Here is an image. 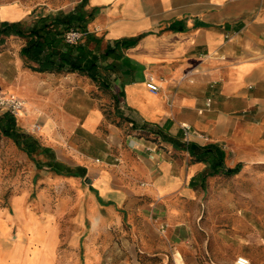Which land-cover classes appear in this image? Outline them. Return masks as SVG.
I'll list each match as a JSON object with an SVG mask.
<instances>
[{"label": "crops", "instance_id": "0c3cea01", "mask_svg": "<svg viewBox=\"0 0 264 264\" xmlns=\"http://www.w3.org/2000/svg\"><path fill=\"white\" fill-rule=\"evenodd\" d=\"M82 1L4 4L0 24ZM85 1L102 52L128 43L103 63L118 121L88 76L34 71L20 36L0 44V91L25 102L18 125L80 175L34 162L40 174L0 207V264H235L242 241L215 221L232 213L218 185L234 175L208 171L218 151L227 168L264 165V0Z\"/></svg>", "mask_w": 264, "mask_h": 264}, {"label": "trees", "instance_id": "16d2710c", "mask_svg": "<svg viewBox=\"0 0 264 264\" xmlns=\"http://www.w3.org/2000/svg\"><path fill=\"white\" fill-rule=\"evenodd\" d=\"M95 18V10L86 8V1L83 0L74 11L69 13L58 12L46 16H39L35 22L28 25L26 21L2 22L0 24V44L11 35H17L27 39L23 46L21 55L26 60V65L34 71L39 72H78L86 75L100 86H106V74L103 63L109 57L117 58L119 48L128 46L126 41H118L111 47L108 46L100 52L96 59V51L100 50L102 39L90 33L88 26ZM77 30L85 35V39L77 43H69L66 39L70 31ZM120 96L116 97V102ZM0 130L11 138L16 145L25 151L29 158L36 162L38 169L54 171L61 175L80 176L70 167L57 161L55 153L48 148H41L37 139L26 133L17 122V118L9 111L0 112ZM213 147L208 150L213 151ZM39 156L48 160L43 162ZM242 165L235 168H227L223 164L221 152L212 157V165L208 174L214 175L220 172L227 176L238 174Z\"/></svg>", "mask_w": 264, "mask_h": 264}, {"label": "rangeland", "instance_id": "374dc122", "mask_svg": "<svg viewBox=\"0 0 264 264\" xmlns=\"http://www.w3.org/2000/svg\"><path fill=\"white\" fill-rule=\"evenodd\" d=\"M78 1L0 0V6L18 4L28 8L38 7V10L40 7L58 9L72 7L77 5ZM100 52L102 48L98 50V54ZM105 76L106 86H99L106 90L107 97H110L108 92H111L114 99V103L106 106V114L118 121L115 100L119 96V90L116 78L108 73ZM4 111L6 110L0 109L1 113ZM18 114H15L16 118ZM40 172L41 170L35 168L34 161L25 156L16 143L0 130V207L7 206L10 195L23 188L26 183H30L33 176L39 175ZM218 186L234 197L232 213L228 214L222 209L215 217L218 228L234 234L242 241L241 256L248 257L251 264H264V165H257L248 172L241 169L237 176L234 175Z\"/></svg>", "mask_w": 264, "mask_h": 264}, {"label": "built area", "instance_id": "2783aa9c", "mask_svg": "<svg viewBox=\"0 0 264 264\" xmlns=\"http://www.w3.org/2000/svg\"><path fill=\"white\" fill-rule=\"evenodd\" d=\"M83 37H84L83 33L77 30H73L67 34L66 39L69 43H77L78 41H81ZM148 86L153 91L158 90V85L154 82L152 77H150V82ZM210 102L211 100H209V104ZM24 108H25L24 100L17 97L8 96L4 92L0 91V109L9 111L15 115L21 112L22 110H24ZM183 129L185 132L186 139H189L190 134L192 133L191 127L189 125H183ZM164 228L165 226L163 227V229ZM235 264H251V261L246 256H239L236 259Z\"/></svg>", "mask_w": 264, "mask_h": 264}]
</instances>
